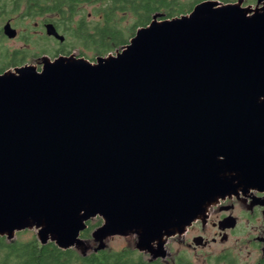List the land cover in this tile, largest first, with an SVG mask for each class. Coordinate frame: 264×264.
Here are the masks:
<instances>
[{
	"label": "water",
	"instance_id": "95a60500",
	"mask_svg": "<svg viewBox=\"0 0 264 264\" xmlns=\"http://www.w3.org/2000/svg\"><path fill=\"white\" fill-rule=\"evenodd\" d=\"M243 2L156 13L94 61L0 73V237L35 231L85 256L135 236L166 260L168 239L220 200L263 192L264 0Z\"/></svg>",
	"mask_w": 264,
	"mask_h": 264
},
{
	"label": "flooded vegetation",
	"instance_id": "af4514ba",
	"mask_svg": "<svg viewBox=\"0 0 264 264\" xmlns=\"http://www.w3.org/2000/svg\"><path fill=\"white\" fill-rule=\"evenodd\" d=\"M70 1L0 0V73L25 65L35 66L39 70L43 57L53 60L59 56L75 54L77 57L89 61L92 57L94 60L98 57V55L87 51L84 46L70 49L67 42L71 39L69 35L70 23H72L71 27L75 29L85 16L87 23L89 21L103 22L104 15L99 12L103 7L104 0H89L87 3L78 0L75 2V11L72 14L69 7ZM216 1L233 3L237 0L232 2ZM243 1V6L255 7L257 5L256 0ZM89 7L93 9L92 13H86V9ZM159 14L163 15L162 19H168L164 13ZM49 28L56 33L57 37L53 33L49 34ZM9 43H19L22 46L19 48L2 46ZM229 217L235 219L233 228L225 226L230 223V221L226 222ZM241 221L244 222V226L240 230L241 235L236 237L238 238L235 240L236 244L234 242L230 248H222L217 252L214 247L228 244L236 236V230L240 228ZM90 222L97 223V227L102 224L99 217ZM126 238H131V249H133L136 237ZM82 239L94 246L91 237ZM165 248L169 254L166 260L158 259L150 262L148 256L138 253L143 256V261L146 264H177L186 253L196 256L198 250L208 249L212 253L209 256H213V264H240V254L245 250L247 253L245 264H264V191H250L244 195L240 193L239 196L220 200L218 204L209 209L205 224H202L201 221L194 222L182 236L168 239ZM188 261L189 264H192L190 260Z\"/></svg>",
	"mask_w": 264,
	"mask_h": 264
},
{
	"label": "trees",
	"instance_id": "16d2710c",
	"mask_svg": "<svg viewBox=\"0 0 264 264\" xmlns=\"http://www.w3.org/2000/svg\"><path fill=\"white\" fill-rule=\"evenodd\" d=\"M77 1L69 2L71 14L75 11ZM82 1L87 3L89 0ZM201 1L203 0H104L99 12L104 15L102 23H87L86 16L75 29L70 23L71 39L67 42L68 48L84 46L95 55L105 56L126 45L138 28L150 23L155 13H164L170 19L189 13ZM128 18L132 19L125 23ZM90 61H94L93 57ZM96 227L97 223L88 222L81 237L88 239ZM143 260V256L131 248L91 252L81 256L74 249L60 250L53 243L41 246L36 238L26 242L16 239L7 242L0 237V264H146ZM177 264H189V261L182 257Z\"/></svg>",
	"mask_w": 264,
	"mask_h": 264
},
{
	"label": "rangeland",
	"instance_id": "374dc122",
	"mask_svg": "<svg viewBox=\"0 0 264 264\" xmlns=\"http://www.w3.org/2000/svg\"><path fill=\"white\" fill-rule=\"evenodd\" d=\"M246 6V5H244ZM92 8L89 7L86 9V13H92ZM131 21L130 18L127 19V21L125 23H129ZM5 45V46H4ZM2 45L3 47H7V48H19L20 45L19 43H9V44H4ZM77 52V51H75ZM240 228L238 230H236L237 234L236 236H234L229 242L228 244L224 245V246H221V245H218V246H215L214 248L216 249V251H220L222 248H230L232 245H234V242L236 239V237H239L241 235V229H242V226H244V222H240ZM36 232L35 231H24V232H21L20 233H17L16 236H15V239L16 240H20V241H28V240H31L33 238H36ZM14 239V240H15ZM236 244V242H235ZM239 244V243H238ZM241 244V243H240ZM107 245H108V248L109 250H112V251H120L124 248H131L132 245H131V238H124V237H114L110 240L107 241ZM247 246L249 244H246ZM174 244L172 245V247L174 248ZM239 246V245H238ZM249 250L251 251V249L249 248ZM212 253H210V251L208 249H202V250H198L197 251V254L196 256L192 255V254H184L183 256L187 259V260H190L192 262V264H213L214 262L213 261V256H209L211 255ZM246 252L245 250H243L240 254V257H239V261H240V264H245L247 261L246 260ZM253 257H255L254 255H252ZM237 257V256H236ZM251 261V259H250Z\"/></svg>",
	"mask_w": 264,
	"mask_h": 264
}]
</instances>
